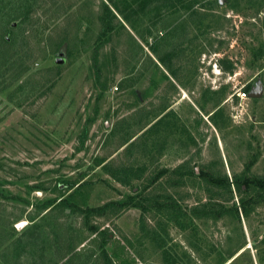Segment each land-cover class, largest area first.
Returning a JSON list of instances; mask_svg holds the SVG:
<instances>
[{
	"label": "rangeland",
	"instance_id": "rangeland-1",
	"mask_svg": "<svg viewBox=\"0 0 264 264\" xmlns=\"http://www.w3.org/2000/svg\"><path fill=\"white\" fill-rule=\"evenodd\" d=\"M3 37L0 264H264V0H0Z\"/></svg>",
	"mask_w": 264,
	"mask_h": 264
},
{
	"label": "trees",
	"instance_id": "trees-1",
	"mask_svg": "<svg viewBox=\"0 0 264 264\" xmlns=\"http://www.w3.org/2000/svg\"><path fill=\"white\" fill-rule=\"evenodd\" d=\"M8 44H9V42H8V40L5 38V37H3V38H0V48L2 49V50H0V78H2L3 76H5V74L7 73V72H9V68H10V62H11V60L10 59H8V57L6 56V51H7V49L9 48L8 47ZM5 53H4V52ZM12 63V62H11ZM8 85L9 84H5V85H3V86H1V89L2 90H4V89H6V88H8ZM65 202H66V200L65 199H62V200H60L59 202H58V204H55L54 205V203H55V201H51V202H48V203H46L45 204V208L47 209L48 207H50V206H53L52 208H54V207H60L61 205H63V204H65ZM128 203H130V204H133L132 202H133V198H129L128 199V201H127ZM124 203H121V202H111V203H109L108 205H104V206H102V207H98V208H96V209H91L92 211H102V210H104L105 208H107L108 206H113V207H121L122 205H123ZM132 206H135V205H132ZM102 234H103V236H108V235H106L105 234V232H102ZM61 240V239H60ZM60 240H58V241H60ZM64 246H67L66 245V243H64L63 244ZM67 250V249H66ZM60 254H62L61 256H66L67 254H68V252L66 251V252H61ZM103 254H104V256L105 257H107V255H106V253H105V251H103ZM64 258V257H63Z\"/></svg>",
	"mask_w": 264,
	"mask_h": 264
},
{
	"label": "water",
	"instance_id": "water-1",
	"mask_svg": "<svg viewBox=\"0 0 264 264\" xmlns=\"http://www.w3.org/2000/svg\"><path fill=\"white\" fill-rule=\"evenodd\" d=\"M219 3H221V2L219 1ZM56 63L60 64L61 63V59H57ZM259 96H260V91L258 89L255 92L250 94V97H252V98H257Z\"/></svg>",
	"mask_w": 264,
	"mask_h": 264
},
{
	"label": "built area",
	"instance_id": "built-area-1",
	"mask_svg": "<svg viewBox=\"0 0 264 264\" xmlns=\"http://www.w3.org/2000/svg\"><path fill=\"white\" fill-rule=\"evenodd\" d=\"M239 97L240 98H245L246 97V94L245 93H239Z\"/></svg>",
	"mask_w": 264,
	"mask_h": 264
}]
</instances>
